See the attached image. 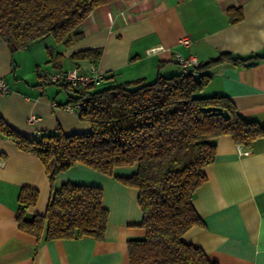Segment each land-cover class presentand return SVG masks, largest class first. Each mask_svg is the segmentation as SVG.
Wrapping results in <instances>:
<instances>
[{
  "label": "crops",
  "instance_id": "0c3cea01",
  "mask_svg": "<svg viewBox=\"0 0 264 264\" xmlns=\"http://www.w3.org/2000/svg\"><path fill=\"white\" fill-rule=\"evenodd\" d=\"M230 6L240 7L241 20L230 21ZM80 30L83 38L69 46L48 36L50 41H33L15 52L0 35V78L8 86L7 92L0 93V115L20 134L33 138L91 130L78 112L65 109L78 94L62 84L41 85L43 69L86 71L94 61L73 60L71 55L101 49L94 63L102 76L112 74L117 83L151 82L158 75L182 72L176 53L193 55L198 63L223 52L261 53L264 0H113L96 7ZM182 38L189 44L181 43ZM153 47L162 48L147 53ZM207 73L210 79L198 96L226 95L243 118L264 127V59L249 66L223 62ZM31 115L36 119L29 122ZM215 143V159L204 168L207 179L193 196L202 225L191 227L184 238L218 264H264V136L250 148L236 144L230 135L218 136ZM238 148L248 153L240 154ZM136 170L137 164L117 166L106 175L77 162L58 173L51 184L37 156L0 135V264H129L128 240L145 236L143 214L138 189L117 177ZM65 182L102 188V205L108 211L102 240L37 239L19 229L20 188L39 192L37 202L25 211L30 218L45 212L53 191Z\"/></svg>",
  "mask_w": 264,
  "mask_h": 264
},
{
  "label": "trees",
  "instance_id": "16d2710c",
  "mask_svg": "<svg viewBox=\"0 0 264 264\" xmlns=\"http://www.w3.org/2000/svg\"><path fill=\"white\" fill-rule=\"evenodd\" d=\"M113 0H0V35L12 52L33 41L52 36L69 46L83 38L81 23L98 6ZM231 22L242 19L240 7H228ZM101 49H85L71 59L96 62ZM264 59V51L248 56L220 53L204 63L153 81L137 79L117 83L112 74L98 85L71 88L78 95V111L91 124L83 133H43L28 138L0 115V135L34 154L55 176L77 162L112 175L117 166L137 164L130 176L117 177L138 189L142 211V239L127 243L129 264H218L201 247L184 238L187 230L202 225L193 205L197 187L207 176L205 166L216 154L215 139L230 135L236 144L250 148L264 136V127L241 116L226 95L198 96L207 85V71L223 62L245 65ZM39 197L35 188L18 192L17 222L20 230L45 240L92 238L102 240L108 211L103 190L74 182L53 191L43 214L26 217V209Z\"/></svg>",
  "mask_w": 264,
  "mask_h": 264
},
{
  "label": "built area",
  "instance_id": "2783aa9c",
  "mask_svg": "<svg viewBox=\"0 0 264 264\" xmlns=\"http://www.w3.org/2000/svg\"><path fill=\"white\" fill-rule=\"evenodd\" d=\"M180 42L188 45L189 40L187 38L180 39ZM162 47H153L147 50V53H152ZM175 61L179 67L186 70L190 67L198 65V60L195 56L191 55L188 57L183 56L180 53L175 54ZM103 76L98 71L96 63L90 62L86 71L78 67H71L64 70H45L41 73L40 84L46 85L52 84H62L67 85L72 88H81L89 85H98L102 82ZM8 91V86L3 78H0V93H5ZM82 103L73 102L65 105V109L69 112H78L83 108ZM36 119L35 115H31L28 120L32 122ZM240 154H247L248 151L238 148Z\"/></svg>",
  "mask_w": 264,
  "mask_h": 264
},
{
  "label": "rangeland",
  "instance_id": "374dc122",
  "mask_svg": "<svg viewBox=\"0 0 264 264\" xmlns=\"http://www.w3.org/2000/svg\"><path fill=\"white\" fill-rule=\"evenodd\" d=\"M45 37H46V38H45ZM45 37H43V38H41V39H45L46 41H50V38H49L50 36H49V37H48V36H45ZM47 37H48V38H47ZM41 39H39V40H41ZM36 41H37V40H36ZM40 43H41V42H40ZM42 64H43V66H47V65H48V64L46 65L45 63H42ZM68 68H69V67H68ZM49 69H51L50 66H49ZM43 70H47V69H43ZM98 85H99V84H98ZM98 85H97V87H99Z\"/></svg>",
  "mask_w": 264,
  "mask_h": 264
},
{
  "label": "water",
  "instance_id": "95a60500",
  "mask_svg": "<svg viewBox=\"0 0 264 264\" xmlns=\"http://www.w3.org/2000/svg\"><path fill=\"white\" fill-rule=\"evenodd\" d=\"M257 61H255V60H250V61H247L246 63H245V65L246 66H249V65H251V64H255Z\"/></svg>",
  "mask_w": 264,
  "mask_h": 264
}]
</instances>
